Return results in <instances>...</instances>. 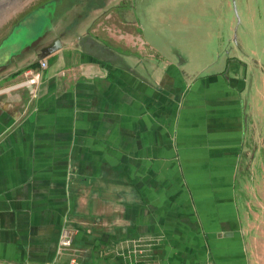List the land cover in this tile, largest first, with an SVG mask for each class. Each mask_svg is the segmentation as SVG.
Wrapping results in <instances>:
<instances>
[{
  "label": "crops",
  "instance_id": "obj_1",
  "mask_svg": "<svg viewBox=\"0 0 264 264\" xmlns=\"http://www.w3.org/2000/svg\"><path fill=\"white\" fill-rule=\"evenodd\" d=\"M72 3L39 6L51 23L0 55V264H264L237 194L246 62L191 68ZM41 58L31 96L19 83Z\"/></svg>",
  "mask_w": 264,
  "mask_h": 264
},
{
  "label": "rangeland",
  "instance_id": "obj_2",
  "mask_svg": "<svg viewBox=\"0 0 264 264\" xmlns=\"http://www.w3.org/2000/svg\"><path fill=\"white\" fill-rule=\"evenodd\" d=\"M39 1L45 0H0V40ZM135 4L132 14L138 25L133 32L175 57L181 53L190 59L191 68L208 65L207 72L224 68L232 72L229 60L239 57L246 62L242 96L248 141L237 172V194L246 239L258 256L264 255V0H135ZM44 23V11L37 12L32 25L40 28ZM160 32L169 42L160 38ZM126 38L133 42L132 36Z\"/></svg>",
  "mask_w": 264,
  "mask_h": 264
},
{
  "label": "flooded vegetation",
  "instance_id": "obj_3",
  "mask_svg": "<svg viewBox=\"0 0 264 264\" xmlns=\"http://www.w3.org/2000/svg\"><path fill=\"white\" fill-rule=\"evenodd\" d=\"M51 2H56L59 4V6L61 4L62 7L64 4H71L73 2L72 4L74 6L80 7L81 10L84 8H88V7L90 8L94 5H96V7H99L101 9V12L99 13V14H101V17L105 16L107 19H110L111 21L121 22L127 27L132 26V25L133 26L138 25V22L135 20L136 15L134 14V12L132 14L133 9L136 8L135 0H45V1H39L38 3H35L31 8H28L27 11L21 17H19L17 26H19V28H21L22 24L25 22V20H27L26 19L27 16L36 14L37 9L40 8L39 6H41V5L45 6L47 4H50ZM34 16H36V15H34ZM55 16H56V18L57 17L60 18L61 12L55 11ZM65 17H67V18L70 17V13H65ZM17 26H15V27H17ZM12 29H13V26L10 29V31L8 32V34L5 35L0 40V42H2L11 33ZM45 48H46V46L40 47L39 53L42 52V49H45ZM34 50H36V49H34Z\"/></svg>",
  "mask_w": 264,
  "mask_h": 264
},
{
  "label": "water",
  "instance_id": "obj_4",
  "mask_svg": "<svg viewBox=\"0 0 264 264\" xmlns=\"http://www.w3.org/2000/svg\"><path fill=\"white\" fill-rule=\"evenodd\" d=\"M43 10H37V12H42ZM36 12V13H37ZM48 12V13H47ZM45 13V23L40 28L35 24V17L33 15L27 16V20L22 24L21 28L19 26L14 27L11 33L0 43V55L4 56L9 49H17L19 51L26 43L32 41L44 30L45 26L48 23H51V14L49 11H44ZM32 16V17H31ZM59 47V40L55 39L51 45L46 46L45 49H42V52L45 54L51 52Z\"/></svg>",
  "mask_w": 264,
  "mask_h": 264
},
{
  "label": "built area",
  "instance_id": "obj_5",
  "mask_svg": "<svg viewBox=\"0 0 264 264\" xmlns=\"http://www.w3.org/2000/svg\"><path fill=\"white\" fill-rule=\"evenodd\" d=\"M104 29L119 36L120 39H124V37L126 38V36H129L127 33H124L123 31H120L114 28L113 26L104 25ZM132 38L134 43H136V40H139V39H134V37ZM139 43L142 44V42ZM46 67H47L46 59L41 58L38 60L37 67L27 68L23 71V80L19 84L21 86L28 88L31 96L36 95L37 93L36 86L38 85L41 79L42 70L45 69ZM71 243H72V239L70 232L68 230L63 231L60 239V250L69 251L71 248ZM69 264H79V263L77 258L75 256H72L69 260Z\"/></svg>",
  "mask_w": 264,
  "mask_h": 264
},
{
  "label": "trees",
  "instance_id": "obj_6",
  "mask_svg": "<svg viewBox=\"0 0 264 264\" xmlns=\"http://www.w3.org/2000/svg\"><path fill=\"white\" fill-rule=\"evenodd\" d=\"M31 66H34V64H31Z\"/></svg>",
  "mask_w": 264,
  "mask_h": 264
}]
</instances>
